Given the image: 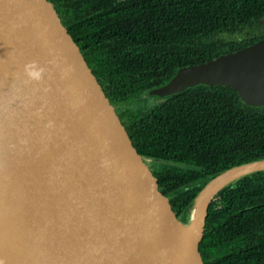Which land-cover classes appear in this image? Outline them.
<instances>
[{
    "label": "water",
    "instance_id": "95a60500",
    "mask_svg": "<svg viewBox=\"0 0 264 264\" xmlns=\"http://www.w3.org/2000/svg\"><path fill=\"white\" fill-rule=\"evenodd\" d=\"M199 85L264 107V39L180 67L148 95ZM260 172L264 159L216 174L181 219L54 0H0V264H207L211 203Z\"/></svg>",
    "mask_w": 264,
    "mask_h": 264
},
{
    "label": "trees",
    "instance_id": "16d2710c",
    "mask_svg": "<svg viewBox=\"0 0 264 264\" xmlns=\"http://www.w3.org/2000/svg\"><path fill=\"white\" fill-rule=\"evenodd\" d=\"M105 1L54 0L136 148L152 160L162 192L188 222L209 179L264 159V107L225 86L190 88L156 105L148 93L180 67L234 51L216 36L264 17V0ZM201 250L207 264H264V172L215 197Z\"/></svg>",
    "mask_w": 264,
    "mask_h": 264
},
{
    "label": "flooded vegetation",
    "instance_id": "af4514ba",
    "mask_svg": "<svg viewBox=\"0 0 264 264\" xmlns=\"http://www.w3.org/2000/svg\"><path fill=\"white\" fill-rule=\"evenodd\" d=\"M106 1H105V4H106ZM253 30L254 32H252ZM243 32H245L246 35L240 37L239 35L243 34ZM221 38L225 39L228 44L232 43V46L235 48L234 51L247 47L248 44L241 48V45L244 41L252 42L253 44H255L256 42L264 39V17L260 18L258 21L252 22L243 31H240V30L224 31L220 35L216 36V39H221ZM234 51H230V52H234ZM226 53H229V52H226ZM197 87H194V88H197ZM167 98H161V100H165Z\"/></svg>",
    "mask_w": 264,
    "mask_h": 264
},
{
    "label": "clouds",
    "instance_id": "9594fccd",
    "mask_svg": "<svg viewBox=\"0 0 264 264\" xmlns=\"http://www.w3.org/2000/svg\"><path fill=\"white\" fill-rule=\"evenodd\" d=\"M36 65V62L35 61H32L30 62L29 64L25 65V72L27 73V75L33 79H36V80H39L40 79V74L39 73H35V72H32V71H29V69L35 67ZM41 71H43L41 69ZM108 164V161L107 160H102L101 162V166L102 167H106Z\"/></svg>",
    "mask_w": 264,
    "mask_h": 264
},
{
    "label": "rangeland",
    "instance_id": "374dc122",
    "mask_svg": "<svg viewBox=\"0 0 264 264\" xmlns=\"http://www.w3.org/2000/svg\"><path fill=\"white\" fill-rule=\"evenodd\" d=\"M252 32H254V30ZM245 35H246V33L243 32V34H240L239 36L242 37ZM148 101L150 102L151 105H156V104H159L162 100H161V98L151 97L148 95Z\"/></svg>",
    "mask_w": 264,
    "mask_h": 264
}]
</instances>
